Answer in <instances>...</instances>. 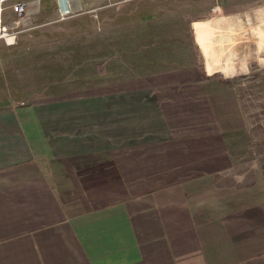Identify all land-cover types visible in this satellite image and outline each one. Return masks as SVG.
Masks as SVG:
<instances>
[{"label":"crops","instance_id":"obj_1","mask_svg":"<svg viewBox=\"0 0 264 264\" xmlns=\"http://www.w3.org/2000/svg\"><path fill=\"white\" fill-rule=\"evenodd\" d=\"M217 12L185 28L186 79L6 103L0 59V264H264V153L230 149L234 96L214 84L239 28Z\"/></svg>","mask_w":264,"mask_h":264},{"label":"rangeland","instance_id":"obj_2","mask_svg":"<svg viewBox=\"0 0 264 264\" xmlns=\"http://www.w3.org/2000/svg\"><path fill=\"white\" fill-rule=\"evenodd\" d=\"M23 1L27 13L16 44L0 41L3 98L55 106L65 90H106L110 82L118 89L166 75L186 79L193 70L194 41L185 28L215 24L212 12L184 15V23L181 15L219 7L213 11L222 16L219 25L239 28L231 44L233 81L214 84L234 96L228 125L237 131L228 133L230 149L264 153V65L259 64L264 55L258 49L264 47V0H85L63 19L56 17L54 0Z\"/></svg>","mask_w":264,"mask_h":264},{"label":"built area","instance_id":"obj_3","mask_svg":"<svg viewBox=\"0 0 264 264\" xmlns=\"http://www.w3.org/2000/svg\"><path fill=\"white\" fill-rule=\"evenodd\" d=\"M128 0H119L125 2ZM217 7L205 9L204 12L216 11ZM203 12V13H204ZM27 13V2L23 0H0V40L6 45L16 44ZM71 13L68 0L58 5L59 18H66Z\"/></svg>","mask_w":264,"mask_h":264}]
</instances>
